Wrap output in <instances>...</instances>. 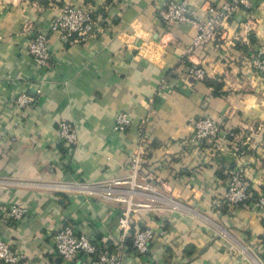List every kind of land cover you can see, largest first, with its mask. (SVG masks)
Segmentation results:
<instances>
[{"label":"crops","instance_id":"obj_1","mask_svg":"<svg viewBox=\"0 0 264 264\" xmlns=\"http://www.w3.org/2000/svg\"><path fill=\"white\" fill-rule=\"evenodd\" d=\"M187 1L194 20L224 2ZM167 2L0 0V239L19 252L18 264H66L52 241L65 223L111 252L123 213L128 232L147 226L155 236L145 256L126 245L121 264H264V209L223 200L238 164L264 194V77L249 68L253 53H264V0H249L220 40L192 52L193 26L161 21ZM72 4L92 10V33L70 43L49 35L48 65L35 64L29 42ZM191 62L222 82L223 94L189 75ZM20 94L27 105L15 103ZM120 111L131 120L124 132L113 128ZM204 116L231 134L191 142L190 120ZM60 121L72 124L76 144L59 141ZM142 144L136 181L155 191L121 183L114 195L129 202L105 198ZM12 204L28 209L18 223L3 213Z\"/></svg>","mask_w":264,"mask_h":264},{"label":"built area","instance_id":"obj_2","mask_svg":"<svg viewBox=\"0 0 264 264\" xmlns=\"http://www.w3.org/2000/svg\"><path fill=\"white\" fill-rule=\"evenodd\" d=\"M249 0H224L218 7H209V15L204 19H191L188 17L187 0H168L160 10L159 17L165 27L170 28L176 24L190 23L194 28V35L188 47V52H192L207 44L220 40L225 33V25L237 11L243 6H249ZM92 10L84 5H68L62 8L58 15L41 31H38L28 44V53L35 64L40 66L48 65L50 51L48 48L49 35L56 34L64 43H70L88 37L94 27ZM254 67L260 72H264V58L253 59ZM187 72L194 79L201 81L206 77L205 69L194 63H188ZM31 98L26 94H20L15 99L18 106H25ZM131 120L128 113L120 111L114 119V130L124 132ZM192 136L190 141L197 143L207 139L225 138L231 133L227 132L221 120L209 116L199 117L190 120ZM59 141L65 144L74 145L77 143L75 129L68 121L58 123ZM141 137L143 134L141 133ZM145 145H138L135 153L132 154L129 164V175L124 181H114L105 187L104 197L120 202L130 201L122 195H114L113 185L128 183L130 191L144 189L154 192L155 187L149 184H140L136 181L138 172L145 156ZM250 187L247 182L246 169L238 164L228 172V181L224 193V201L229 205H238L250 197ZM151 201L155 199V194L151 193ZM128 201V202H129ZM142 205V204H141ZM148 204H144L147 206ZM253 206L264 209V194H260ZM4 215L13 223L20 222L28 213V209L22 204H12L4 209ZM122 226V233L114 251L100 250L95 239L78 232L70 224L61 225L53 234L52 241L57 254L66 264H121V257L126 252L125 239L128 233L129 217L125 213L119 218ZM155 233L150 227L136 228L132 235L131 249L140 256L149 253L150 243ZM262 242L264 243V230L262 232ZM20 254L10 247V245L0 239V261L4 264H18Z\"/></svg>","mask_w":264,"mask_h":264},{"label":"trees","instance_id":"obj_3","mask_svg":"<svg viewBox=\"0 0 264 264\" xmlns=\"http://www.w3.org/2000/svg\"><path fill=\"white\" fill-rule=\"evenodd\" d=\"M204 81L206 82V84L208 86H211L213 88V90H214L213 91V94L214 95H221V94H223L222 91H221V88H222V85H223L222 82H220V81H218L216 79H209L207 77L204 78ZM249 191H250V197H249V199L246 200V201L241 202L240 204H248V203H252V202H254L256 200V198L258 197V193H256L251 188L249 189ZM240 204H238V205H240ZM143 227H146V226H139V228H143ZM132 233H133V228L130 227L129 228V232H128L129 236H127L126 239H125V245H127L130 248H131V245H132V236H131ZM261 239H262V236H261ZM98 248L100 250H105V248H103L102 245H98ZM113 248L115 249L116 248V245L113 246ZM188 248H189L188 250H189V253H190L192 251L191 249H193V247L190 246ZM114 249H113V251H114Z\"/></svg>","mask_w":264,"mask_h":264},{"label":"rangeland","instance_id":"obj_4","mask_svg":"<svg viewBox=\"0 0 264 264\" xmlns=\"http://www.w3.org/2000/svg\"><path fill=\"white\" fill-rule=\"evenodd\" d=\"M246 27H248V25H246ZM244 27V28H246ZM264 58V53H253V56H252V60L254 59H262ZM250 59V64L251 66H249V68H251L252 72L256 73L258 76H261V77H264V72H260L258 68L254 67V64L252 62V60Z\"/></svg>","mask_w":264,"mask_h":264},{"label":"bare ground","instance_id":"obj_5","mask_svg":"<svg viewBox=\"0 0 264 264\" xmlns=\"http://www.w3.org/2000/svg\"><path fill=\"white\" fill-rule=\"evenodd\" d=\"M101 195V194H100Z\"/></svg>","mask_w":264,"mask_h":264}]
</instances>
